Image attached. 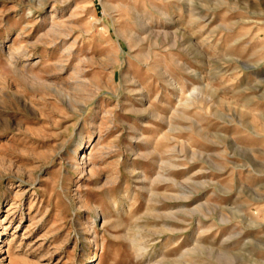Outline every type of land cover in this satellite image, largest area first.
Segmentation results:
<instances>
[{
	"label": "rangeland",
	"instance_id": "374dc122",
	"mask_svg": "<svg viewBox=\"0 0 264 264\" xmlns=\"http://www.w3.org/2000/svg\"><path fill=\"white\" fill-rule=\"evenodd\" d=\"M262 195L264 0H0V264H177Z\"/></svg>",
	"mask_w": 264,
	"mask_h": 264
},
{
	"label": "bare ground",
	"instance_id": "6f19581e",
	"mask_svg": "<svg viewBox=\"0 0 264 264\" xmlns=\"http://www.w3.org/2000/svg\"><path fill=\"white\" fill-rule=\"evenodd\" d=\"M263 198L264 195L260 196V199ZM202 206H204L203 203L198 204L196 208L188 209V211L194 214ZM262 213H264L263 207H259L256 211H243V227L240 230H234L232 233H229L226 238L222 239V241L220 240L221 242L219 241L220 243H218L216 235L211 237V234L208 233L213 226L203 228L194 238L191 247L183 250L177 256L174 263L204 264L201 258L202 254L209 253L213 255L217 249L222 250V248H224V253H234L229 249V246L232 245L231 243L236 242L240 245L237 247L236 253L233 254L234 258H231V263L236 259L239 264H264V215L262 216ZM229 220L231 219L226 218L225 221L227 222ZM202 225L203 219L200 217L198 221L199 228H202Z\"/></svg>",
	"mask_w": 264,
	"mask_h": 264
}]
</instances>
